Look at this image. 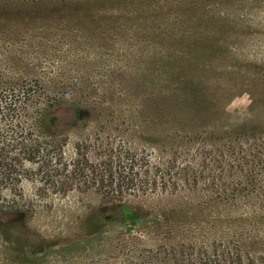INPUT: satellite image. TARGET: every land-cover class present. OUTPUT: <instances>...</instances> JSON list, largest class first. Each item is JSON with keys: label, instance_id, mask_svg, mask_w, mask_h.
<instances>
[{"label": "rangeland", "instance_id": "obj_1", "mask_svg": "<svg viewBox=\"0 0 264 264\" xmlns=\"http://www.w3.org/2000/svg\"><path fill=\"white\" fill-rule=\"evenodd\" d=\"M10 9L0 91L25 99L0 126L18 113L35 129L47 106L73 115L55 130L66 169L26 163L6 192L33 206L0 225V264H264V0ZM120 152L122 192L83 182Z\"/></svg>", "mask_w": 264, "mask_h": 264}, {"label": "trees", "instance_id": "obj_2", "mask_svg": "<svg viewBox=\"0 0 264 264\" xmlns=\"http://www.w3.org/2000/svg\"><path fill=\"white\" fill-rule=\"evenodd\" d=\"M38 1L42 0H0V20L9 18L7 13L15 11L10 9L11 7L28 5ZM18 95H9L0 91V113H2L4 106H9L8 110L14 111L15 108L13 107L25 99ZM11 105L13 106L11 107ZM35 114L33 117L36 123L35 129L26 127L18 113L15 117L10 115L12 119L0 126V225L6 223L17 213L31 214L30 210L33 206L31 200H25L21 193L17 198H9L6 193L10 189L17 190V188L21 191L19 186L25 178V174L33 168L26 167V163L35 164L37 172L44 169L53 170L55 167L62 171L66 169L65 165L60 166L55 159V138L62 134L58 132L55 136V130L58 128L61 130L65 125V120L69 119L73 112L60 110V107L47 106L36 109ZM1 119L0 115V121ZM38 130L42 135L35 134L34 131L38 132ZM126 159L127 157L120 152L118 155H110L109 158L105 159L102 163V170L90 164L89 166L85 165L88 172L80 171L79 173L86 174L83 176V182L94 184L101 180L102 188L106 185L108 190L119 193L131 182L127 172H125L127 169L122 164ZM77 161L79 162V160ZM85 162L88 163L87 160ZM74 174H78L75 169ZM110 176L112 177L111 180L105 179ZM106 211V207L102 206L93 209L87 216L88 220L97 224L98 221L104 219L101 214ZM224 264H243L242 254L239 253L230 261L225 259Z\"/></svg>", "mask_w": 264, "mask_h": 264}]
</instances>
